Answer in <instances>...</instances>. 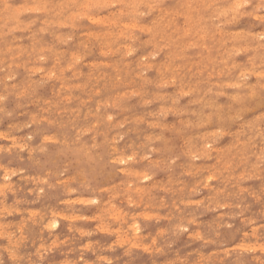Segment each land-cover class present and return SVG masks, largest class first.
<instances>
[{"label":"rangeland","instance_id":"374dc122","mask_svg":"<svg viewBox=\"0 0 264 264\" xmlns=\"http://www.w3.org/2000/svg\"><path fill=\"white\" fill-rule=\"evenodd\" d=\"M86 1L0 0V264H264V0Z\"/></svg>","mask_w":264,"mask_h":264},{"label":"bare ground","instance_id":"6f19581e","mask_svg":"<svg viewBox=\"0 0 264 264\" xmlns=\"http://www.w3.org/2000/svg\"><path fill=\"white\" fill-rule=\"evenodd\" d=\"M5 1H6V0H5ZM33 1H35V0H33ZM55 1H56V0H55ZM80 1H81V0H80ZM87 1H88V0H87ZM87 1H86V2H87ZM110 1H111V0H110ZM134 1H137V0H134ZM236 1H237V0H236ZM25 2H26V1H25ZM140 2H141V0H140ZM49 3L51 4V2H49ZM55 3H56V2H55ZM57 3H58V2H57ZM137 3H138V2H137ZM144 3H145V2H144ZM147 3H148V2H147ZM147 3H146V4H147ZM203 3H204V2H203ZM25 4H26V3H25ZM33 4H34V3H33ZM58 4H59V3H58ZM86 4H87V3H86ZM152 4H155V3H152ZM152 4H151V5H152ZM240 4H241V3H240ZM240 4H239V5H240ZM245 4H246V3H245ZM245 4H244V5H245ZM10 5H11V4H10ZM137 5H138V4H137ZM158 5H159V4H158ZM254 5H255V4H254ZM11 6H12V5H11ZM16 6H18V5H16ZM24 6H25V5H24ZM34 6H35V5H34ZM39 6H40V5H39ZM148 6H150V5H148ZM28 7H29V6H28ZM1 8H2V7H1ZM23 8H24V7H23ZM42 8H43V7H42ZM153 8H154V7H153ZM253 8H254V7H253ZM17 9H18V8H17ZM24 9H25V8H24ZM32 9H34V8H32ZM43 9H44V8H43ZM43 9H41V10H43ZM133 9H134V8H133ZM157 9H158V8H157ZM199 9H201V8H199ZM206 9H207V8H206ZM9 10H10V9H9ZM18 10H19V9H18ZM117 10H118V9H117ZM131 10H132V9H131ZM131 10H130V11H131ZM20 11H21V10H20ZM70 11H71V10H70ZM70 11H69V12H70ZM208 11H209V10H208ZM123 12H124V11H123ZM128 12H129V11H128ZM72 13H73V12H72ZM121 13H122V12H121ZM255 13H256V12H255ZM10 14H12V13H10ZM13 14H14V13H13ZM13 14H12V16H13ZM54 14H55V13H54ZM68 14H69V13H68ZM70 14H71V13H70ZM215 14H216V13H215ZM111 15H112V14H111ZM111 15H110V16H111ZM116 15H118V14H116ZM119 15H120V13H119ZM1 16H2V15H1ZM10 16H11V15H10ZM43 16H44V15H43ZM113 16L115 17L114 14H113ZM182 16H183V15H182ZM85 17H86V16H85ZM107 17H108V16H106V18H107ZM114 17H113V18H114ZM173 17H174V16H173ZM255 17H256V16H255ZM99 18H100V17H99ZM110 18H111V17H110ZM113 18H112V19H113ZM116 18H118V17L116 16ZM133 18H134V17H133ZM133 18H132V19H133ZM0 19H2V18H0ZM57 19H58V18H57ZM80 19H81V18H80ZM89 19H90V18H89ZM94 19H95V18H94ZM112 19H110V20L112 21V23H114L116 20L113 19V20H114V22H113ZM118 19H119V18H118ZM262 19H263V18H262ZM19 20H20V19H19ZM24 20H25V19H24ZM42 20H43V19H42ZM51 20H52V19H51ZM59 20H60V19H58V21H59ZM105 20H106V19H105ZM107 20H108V19H107ZM107 20H106V21H107ZM110 20H108V21H110ZM129 20H130V19H129ZM2 21H4V20H2ZM89 21H91V20H89ZM118 21H120V20H118ZM162 21H163V20H162ZM27 22H28V21H26V23H27ZM164 22H165V21H164ZM8 23H9V22H8ZM11 23H12V22H11ZM13 23H14V22H13ZM97 23H98V22H97ZM120 23H121V22H120ZM122 23H123V22H122ZM122 23H121V24H122ZM40 24H41V23H40ZM107 24H108V23H107ZM114 24H116V23H114ZM126 24H127V23H126ZM122 25H123V24H122ZM124 25H125V23H124ZM124 25H123V26H124ZM127 25H128V24H127ZM130 25H132V24H130ZM135 25H136V24H135ZM220 25H221V24H220ZM113 26H114V25H113ZM133 26H134V25H133ZM133 26H132V29L134 28ZM19 27H20V26H19ZM114 27H115V26H114ZM118 27H119V25H118ZM125 27H126V25H125ZM140 27H141V26H140ZM23 28H24V27H23ZM38 28H39V27H38ZM121 28H122V27H121ZM128 28H129V25H128ZM149 28H150V27H149ZM149 28H148V30H149ZM39 29H40V28H39ZM125 29H126V28H125ZM140 29H141V28H140ZM199 29H200V28H199ZM8 30H9V29H8ZM0 31H1V29H0ZM120 31H121V30H120ZM130 31H131V30H130ZM140 31H141V30H140ZM90 32H91V31H90ZM92 32H93V31H92ZM98 32H99V30H98ZM198 32H199V30H198ZM234 32H235V31H234ZM241 32H242V30H241ZM248 32H249V31H248ZM82 33H83V32H82ZM84 33H85V32H84ZM88 33H89V32H88ZM118 33H119V32H118ZM118 33H116L115 35L117 36ZM79 34H80V33H79ZM247 34H248V33H247ZM65 35H66V33H65ZM98 35H99V34H98ZM119 36H120V35H119ZM132 36H133V34H132ZM253 36H254V35H253ZM59 37H61V36H59ZM105 37H106V36H105ZM130 37H131V36H130ZM130 37H129V38H130ZM258 37H259V36H258ZM86 38H87V37H86ZM113 38H114V37H113ZM132 38H133V37H132ZM147 38H148V37H147ZM11 39H12V38H11ZM11 39H10V40H11ZM49 39H50V38H49ZM106 39H107V38H106ZM234 39H235V38H234ZM130 40H131V38H130ZM145 40H146V39H145ZM11 41H12V40H11ZM113 41H115V40H113ZM113 41H112V42H113ZM30 42H31V41H30ZM107 42H108V41H106V43H107ZM31 43H32V42H31ZM194 43H195V42H194ZM194 43H193V44H194ZM102 44H104V43H102ZM109 44H110V43H109ZM109 44H107V45L109 46ZM114 44H115V43H114ZM112 45H113V44H112ZM121 45H122V44H121ZM202 45H203V44H202ZM260 45H261V44H260ZM104 46H105V44H104ZM153 46H154V45H153ZM123 47H124V46H123ZM125 47H126V46H125ZM129 47H130V46H129ZM208 47H209V46H208ZM238 47H239V46H238ZM8 48H9V47H8ZM12 48H13V47H12ZM116 48H117V47H116ZM40 49H41V48H40ZM111 49H112V48H111ZM117 49H118V48H117ZM239 49H240V48H239ZM0 50H1V49H0ZM109 50H110V49H109ZM241 50H242V49H241ZM129 51H130V50H129ZM129 51H127V52H129ZM238 51H239V50H238ZM0 52H1V51H0ZM102 52H104V51H102ZM151 52H152V51H151ZM100 53H101V52H100ZM149 53H150V52H149ZM153 53H154V52H153ZM207 53H208V52H207ZM151 55H152V54H151ZM148 56H150V55H148ZM38 57H39V56H38ZM42 57H43V56H42ZM142 57H143V56H142ZM124 58H125V57H124ZM77 59H78V58H77ZM147 59H148V58H147ZM141 61H142V60H141ZM141 61H140V63H141ZM11 62H12V61H11ZM144 62H146V61H144ZM200 62H201V60H200ZM250 62H251V61H250ZM89 63H90V62H89ZM105 63H106V62H105ZM91 64H92V63H91ZM107 65H108V64H107ZM107 65H106V66H107ZM148 65H149V63L147 64V66H148ZM140 66H141V64H140ZM66 67H67V66H66ZM69 67H70V66H69ZM113 67H114V66H113ZM113 67H112V68H113ZM126 67H127V66H126ZM144 67H145V66H144ZM145 68H146V67H145ZM145 68H144V70H145ZM37 69H38V68H37ZM40 69H41V68H40ZM40 69H39V70H40ZM232 69H233V68H232ZM118 70H119V69H118ZM256 71H257V70H256ZM142 72H143V71H142ZM240 72H241V71H240ZM254 72H255V71H254ZM253 74H254V73H253ZM255 74H256V73H255ZM263 74H264V72H263ZM139 75H140V74H139ZM238 75H239V74H238ZM258 75H259V74H258ZM48 76H49V75H48ZM244 76H246V75H244ZM260 76H261V75H260ZM148 78H149V77H147V80H148ZM30 80H31V79H30ZM119 81H121V79H119ZM121 82H122V81H121ZM161 82H162V81H161ZM169 82H170V81H169ZM169 82H168V83H169ZM237 83H238V82H237ZM13 84H14V83H13ZM124 84H125V83H124ZM163 84H166V83L163 82ZM227 84H228V83H227ZM232 84H233V82H232ZM234 84H235V83H234ZM234 84H233V85H234ZM122 85H123V84H122ZM127 85H130V84H127ZM161 85H162V84H161ZM236 85H237V84H236ZM239 85H240V84H239ZM64 86H65V85H64ZM130 86H131V85H130ZM141 87H142V86H141ZM262 87H263V86H262ZM23 89H24V88H23ZM137 89H138V88H137ZM21 90H22V89H21ZM128 90H129V89H128ZM135 90H136V89H135ZM132 91H133V93H134V88H133ZM136 91H137V90H136ZM136 91H135L134 94H136ZM95 92H96V91H95ZM183 93H184V92H183ZM97 94H98V93H97ZM184 94H185V93H184ZM137 95H138V94H137ZM68 98H69V97H68ZM196 100H197V99H196ZM147 101H148V100H147ZM209 101H210V100H209ZM168 106H169V105H168ZM219 106H220V105H219ZM186 112H187V111H186ZM210 116H211V115H210ZM108 118H109V117H108ZM231 118H232V117H231ZM231 118H230V119H231ZM159 123H160V122H159ZM202 123H203V122H202ZM200 124H201V123H200ZM200 124H199V125H200ZM199 125H198V126H199ZM257 128H258V127H257ZM217 129H218V128H217ZM212 131L214 132V130H212ZM207 132H209V131H207ZM3 133H4V132H3ZM203 133H204V132H203ZM203 133H201V134H203ZM0 134H1V133H0ZM4 134H5V133H4ZM199 134H200V133H199ZM44 136H46V135H44ZM259 136H260V135H259ZM1 137H2V136H1ZM46 137H48V136H46ZM158 137H159V136H158ZM44 138H45V137H44ZM12 139H13V138H12ZM48 139H49V137H48ZM114 139H115V138H114ZM51 140H53V139H51ZM208 144H209V143H208ZM41 148H42V147H41ZM43 148H44V147H43ZM100 149H101V148H100ZM147 156H148V155H147ZM81 157H82V156H81ZM115 157H116V156H115ZM83 158H84V157H83ZM126 158H127V157H126ZM77 160H78V159H77ZM120 160H121V159H120ZM121 162H123V161H121ZM4 169H5V168H4ZM120 169H121V168H120ZM5 170H6V169H5ZM132 171H133V170H132ZM129 172H130V171H129ZM141 173H143V172H141ZM13 174H14V173H13ZM133 174H135V173L132 172V175H133ZM129 175H130V174H129ZM129 175H128V176H129ZM140 175H141V174H140ZM6 176H7V175H6ZM24 177H25V176H24ZM209 177H210V175H209ZM5 178H6V177H5ZM41 178H42V177H41ZM207 178H208V177H207ZM63 180H64V179H63ZM207 180H208V179H207ZM129 183H130V182H129ZM206 183H207V182H206ZM111 186H112V185H111ZM128 186H129V185H128ZM126 188H127V187H126ZM132 188H133V187H132ZM136 188H137V187H136ZM138 189H139V188H138ZM74 198H75V197H74ZM84 198H85V197H84ZM72 199H73V198H72ZM76 199H77V198H76ZM80 199H81V198H80ZM91 199H92V198H91ZM67 200H69V199H67ZM67 200H66V201H67ZM74 200H75V199H74ZM78 200H79V199H78ZM84 200H86V199H84ZM87 200H90V199L88 198ZM87 200H86V201H87ZM197 201H198V200H197ZM59 202H60V201H59ZM67 202H68V201H67ZM78 202H79V201H78ZM84 202H85V201H84ZM87 202H88V201H87ZM90 202H91V201H90ZM176 207H177V206H176ZM222 207H223V206H222ZM118 210H120V209H118ZM118 210H117V211H118ZM116 213H117V212H116ZM116 213H115V214H116ZM31 214H32V213H31ZM77 214H78V213H77ZM119 214H120V213H118V216H119ZM136 214H137V213H136ZM147 214H148V213H147ZM97 215H98V214H97ZM110 215H111V214H110ZM143 215H144V214H143ZM61 216H62V215H61ZM75 216H76V215H75ZM94 216H95V215H94ZM114 216H115V215H114ZM133 216H134V215H133ZM144 216H145V215H144ZM146 216H148V215H146ZM73 217H74V216H73ZM84 217H85V216H84ZM115 217H116L115 219H117V216H115ZM66 218H67V216H66ZM70 218H72V217H70ZM51 220L53 221L54 219L51 218ZM54 221H56V220H54ZM135 221H136V220H135ZM48 223H49V222H48ZM193 223H194V222H193ZM45 225H46V224H45ZM50 225H51V224H50ZM101 225H102V224H101ZM137 225H138V224H137ZM52 226H54V225H51V227H52ZM99 226H100V225H99ZM102 226H103V225H102ZM106 227H107V226H106ZM131 227H132V226H131ZM131 227H130V228H131ZM132 228H133V227H132ZM136 228H137V226H136ZM136 228H135V229H136ZM133 229H134V228H133ZM135 229H134V230H135ZM160 229H161V228H160ZM79 230L81 231V229H79ZM100 230H101V229H100ZM106 230H107V229H106ZM134 233H136V232H134ZM4 234H5V233H4ZM134 235H135V234H134ZM197 235H198V234H197ZM254 235H255V234H254ZM135 236L137 237V234H136ZM135 236H134V237H135ZM125 237H126V236H125ZM195 237H196V236H195ZM256 237H257V236H256ZM127 238H128V237H127ZM127 238H126V239H127ZM121 239H122V238H121ZM127 240H128V239H127ZM129 240H130V239H129ZM152 240H153V239H152ZM61 241H62V240H61ZM124 241H125V240L123 239V241H121V242H124ZM116 242H117V241H116ZM134 242H135V241H134ZM131 243L133 244V242H131ZM85 245H86V244H85ZM261 245H262V244H261ZM136 246H138V245H136ZM147 246H148V245H147ZM5 247H6V246H5ZM140 247H141V246H140ZM158 248H160V247H158ZM150 250H151V249H150ZM13 254H14V253H13ZM227 254H228V253H227ZM99 257H100V256H99ZM11 258H12V257H11ZM181 259H182V258H181ZM86 262H87V261H86Z\"/></svg>","mask_w":264,"mask_h":264}]
</instances>
